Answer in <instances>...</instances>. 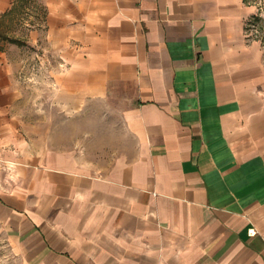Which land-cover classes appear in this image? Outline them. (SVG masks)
Returning a JSON list of instances; mask_svg holds the SVG:
<instances>
[{
	"label": "crops",
	"instance_id": "obj_1",
	"mask_svg": "<svg viewBox=\"0 0 264 264\" xmlns=\"http://www.w3.org/2000/svg\"><path fill=\"white\" fill-rule=\"evenodd\" d=\"M41 2L25 42L47 51L57 100L117 95L130 142L104 169L35 148L16 132L25 61L6 43L0 264H264V48L244 33L256 1Z\"/></svg>",
	"mask_w": 264,
	"mask_h": 264
},
{
	"label": "rangeland",
	"instance_id": "obj_2",
	"mask_svg": "<svg viewBox=\"0 0 264 264\" xmlns=\"http://www.w3.org/2000/svg\"><path fill=\"white\" fill-rule=\"evenodd\" d=\"M42 15L41 0H13L11 10L0 12V49L6 43L7 47L16 45L25 61L18 79L22 97L14 109L19 119L16 132L37 149L69 151L86 166L104 169L130 142L121 103L117 95L88 100L78 108L57 100L45 71L47 51L25 42L28 28L39 27ZM5 245L0 231V257Z\"/></svg>",
	"mask_w": 264,
	"mask_h": 264
},
{
	"label": "built area",
	"instance_id": "obj_3",
	"mask_svg": "<svg viewBox=\"0 0 264 264\" xmlns=\"http://www.w3.org/2000/svg\"><path fill=\"white\" fill-rule=\"evenodd\" d=\"M255 1L257 12L245 20L244 33L247 40H258L264 48V1Z\"/></svg>",
	"mask_w": 264,
	"mask_h": 264
},
{
	"label": "trees",
	"instance_id": "obj_4",
	"mask_svg": "<svg viewBox=\"0 0 264 264\" xmlns=\"http://www.w3.org/2000/svg\"><path fill=\"white\" fill-rule=\"evenodd\" d=\"M44 19H45V11H44V9H43V15H42V20H41V22L44 21Z\"/></svg>",
	"mask_w": 264,
	"mask_h": 264
}]
</instances>
